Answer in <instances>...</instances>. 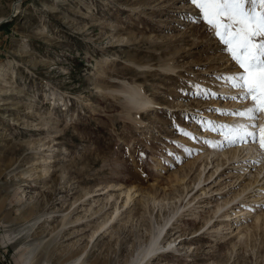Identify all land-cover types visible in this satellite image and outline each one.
Here are the masks:
<instances>
[{"label": "rangeland", "instance_id": "rangeland-1", "mask_svg": "<svg viewBox=\"0 0 264 264\" xmlns=\"http://www.w3.org/2000/svg\"><path fill=\"white\" fill-rule=\"evenodd\" d=\"M1 20L0 264H264V151L228 159L200 119L251 123L212 110L251 101L189 0H0Z\"/></svg>", "mask_w": 264, "mask_h": 264}, {"label": "snow or ice", "instance_id": "snow-or-ice-1", "mask_svg": "<svg viewBox=\"0 0 264 264\" xmlns=\"http://www.w3.org/2000/svg\"><path fill=\"white\" fill-rule=\"evenodd\" d=\"M214 31L215 36L226 46V51L240 71L220 76L230 87L238 90L232 100L251 101L243 110L212 109L224 115L245 117L251 123L217 125L215 121H204L209 130L221 132L224 139L218 146H238L249 142L258 143L264 151V125L256 123L264 113V0H189ZM197 87H200L197 85ZM198 96L215 97L219 93L202 90ZM181 131H183L181 129ZM185 136L192 133L183 131Z\"/></svg>", "mask_w": 264, "mask_h": 264}, {"label": "bare ground", "instance_id": "bare-ground-1", "mask_svg": "<svg viewBox=\"0 0 264 264\" xmlns=\"http://www.w3.org/2000/svg\"><path fill=\"white\" fill-rule=\"evenodd\" d=\"M144 16H141L140 19H142ZM192 35V34H191ZM176 40V39H175ZM174 40V41H175ZM174 41L172 43H174ZM162 64H161V69L164 70V71H174L175 68L177 67V65H173L171 62H165V61H161ZM164 62V63H163ZM106 66V65H105ZM143 66H146V67H150V65L148 64H145ZM106 70V68H105ZM102 71V74H103V68L102 70H99V72ZM106 73V72H105ZM173 73V72H172ZM101 74V73H100ZM99 74V75H100ZM101 76V75H100ZM118 91H120L124 97L127 99V104L128 106H130L131 108H136V109H141V108H145L147 106V104L150 102L149 101V98L145 95V93L143 92V90L141 89V87L137 84H133V85H130V86H127V87H124V88H121V89H118ZM245 120V119H244ZM241 124V123H239ZM242 124H248V122H245V123H242ZM242 147V148H241ZM244 151H246V153H244ZM244 153V154H243ZM257 153L258 151L256 149H253L252 147L250 146H247V147H244V146H237L234 148V152H232L231 156L228 157V159H231V158H238L240 161L242 160H245V156L248 155L249 158H253V159H256L257 157ZM46 160V158H45ZM223 163L221 164H217V167L215 169V171L218 170L219 166L221 165L222 166ZM264 167V162L262 163ZM205 168L206 166L203 165V167L199 170V177H198V183L200 182L201 178H200V174H202L204 171H205ZM259 172V171H258ZM212 175V173H211ZM133 188L132 186H129V188H126V190H124V192H126L127 194V191H130V189ZM246 190V188L243 189V191ZM128 195V194H127ZM131 195H129L130 197ZM235 198V197H234ZM128 199V198H127ZM126 200V199H125ZM261 200V198L259 199ZM229 200L220 205H217V207H221L222 205H224L225 203H228ZM126 203V202H125ZM118 210V207H115V213L117 212ZM253 225L256 227V228H260L261 224L258 225V222L260 219H263L264 217V211H255L253 212ZM108 221V220H107ZM107 221L103 222L100 227L104 226ZM253 226V227H254ZM243 231L245 230H240L239 231V234H243ZM161 232V231H159ZM160 234V233H159ZM155 236V235H154ZM159 237H153V238H150L149 242H148V245L146 248H144L142 251L139 252V254L142 256V257H148L150 256L154 250H155V246H156V243H157V240H158ZM27 257V255H26ZM26 257L22 254L19 255V260H16L15 261V264H29L28 260L26 259ZM68 264H74V262H71V263H68Z\"/></svg>", "mask_w": 264, "mask_h": 264}, {"label": "water", "instance_id": "water-1", "mask_svg": "<svg viewBox=\"0 0 264 264\" xmlns=\"http://www.w3.org/2000/svg\"><path fill=\"white\" fill-rule=\"evenodd\" d=\"M3 20L0 21V23L2 22ZM9 264V263H8Z\"/></svg>", "mask_w": 264, "mask_h": 264}]
</instances>
